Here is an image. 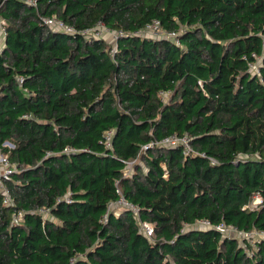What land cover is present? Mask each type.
Returning a JSON list of instances; mask_svg holds the SVG:
<instances>
[{"label":"trees","instance_id":"trees-1","mask_svg":"<svg viewBox=\"0 0 264 264\" xmlns=\"http://www.w3.org/2000/svg\"><path fill=\"white\" fill-rule=\"evenodd\" d=\"M0 19V264H264L191 228L264 231V0H0Z\"/></svg>","mask_w":264,"mask_h":264},{"label":"built area","instance_id":"built-area-1","mask_svg":"<svg viewBox=\"0 0 264 264\" xmlns=\"http://www.w3.org/2000/svg\"><path fill=\"white\" fill-rule=\"evenodd\" d=\"M44 24L50 27L53 30L57 31H63L66 33H73L74 30L71 27L66 26L62 21H60L58 18H46L43 20ZM103 27V26H102ZM99 27L92 29V30H86L83 32L85 36L92 35L91 37L93 38H98L99 32ZM164 33V34H162ZM6 34V25L5 23L0 19V38L4 39V36ZM142 35H146L148 37L152 38H167L169 40H172L175 44H178V41L176 39V36L173 33H167L164 30L161 29L159 22L153 21L151 24H148L145 26V28L141 31ZM256 70V65H251L250 66V71L253 72ZM160 97H167L165 94L160 93ZM163 99V98H162ZM181 140V141H180ZM181 142V143H180ZM161 145L163 146H176V145H181L185 148L186 152H190L189 146L188 150L186 149V145H188V140L183 137V138H177V137H172L170 139H165L161 142ZM15 171L14 166L9 162L7 156H2L0 159V193L3 197V203L4 204H10L11 199H10V193L9 190L4 186L2 180L3 178H6L9 176L11 173ZM127 174V172H126ZM256 206L258 203H260V198L256 197ZM252 204V203H251ZM250 204V205H251ZM255 206V207H256ZM250 207V206H249ZM254 207V208H255ZM252 208V207H250ZM127 210L137 215V208L131 204H129L127 201H125L123 198H120L117 202L111 203L108 206V210ZM40 213L46 214L45 210H41ZM21 214L19 213L14 217V223H18L20 220ZM139 224V231L142 233L145 237L151 238L153 231L152 227L149 223L146 222H140L138 221ZM191 228L198 229V230H215L218 233H220L223 237H228V238H234L238 241L239 245L247 252V254H250L249 248H255L257 243H264V231L261 230H254L250 233H244V232H239L235 228L231 226H226L224 224H211L207 220H200L197 221L192 225Z\"/></svg>","mask_w":264,"mask_h":264},{"label":"rangeland","instance_id":"rangeland-1","mask_svg":"<svg viewBox=\"0 0 264 264\" xmlns=\"http://www.w3.org/2000/svg\"><path fill=\"white\" fill-rule=\"evenodd\" d=\"M97 32H99V36H98L99 39H102L103 41H105L109 46H112V47L115 46L116 33L111 32V31H108V30H106L102 26L99 27V30H97ZM162 34H164V33H162ZM91 36L92 35H90V37ZM2 41H3V39L0 38V46L2 45ZM162 98H163V100H166V97H162ZM186 149L188 150V145H186ZM0 159H1V154H0ZM136 162H137V164H141V161L140 160H137ZM134 164H135V162H131L130 164H128L127 169H126L127 174H130V172L132 171V168H133V165ZM255 206H256V200H254L252 202V204L250 205V207L254 208ZM112 211H114L116 213L119 212V210H114V209Z\"/></svg>","mask_w":264,"mask_h":264},{"label":"water","instance_id":"water-1","mask_svg":"<svg viewBox=\"0 0 264 264\" xmlns=\"http://www.w3.org/2000/svg\"><path fill=\"white\" fill-rule=\"evenodd\" d=\"M224 238V237H223Z\"/></svg>","mask_w":264,"mask_h":264}]
</instances>
